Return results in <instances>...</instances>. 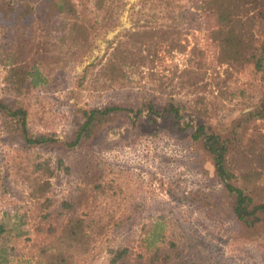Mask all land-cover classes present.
Listing matches in <instances>:
<instances>
[{"label": "rangeland", "instance_id": "374dc122", "mask_svg": "<svg viewBox=\"0 0 264 264\" xmlns=\"http://www.w3.org/2000/svg\"><path fill=\"white\" fill-rule=\"evenodd\" d=\"M71 1L78 18L65 20V24L60 17L51 15L53 8L43 0L30 5V25L15 28L0 19V99L9 105L26 106L30 130L52 133L58 140L66 139L76 129L80 109L106 106L137 108L151 103L159 108L174 101L181 105L179 122L184 127V131H179L171 121L160 118L154 122L146 112L140 119L130 114V121L105 125L90 144L42 153V160L48 161L49 167L57 165L61 154L64 167H70L75 180H93L86 186V193L91 185L101 183L109 190L116 185L120 199L115 202L116 214L132 203L141 204V213L124 229L104 230L80 264H108L109 250L115 247L129 248L134 255L143 253L145 235L158 217H164L166 224L156 231L194 259L202 258L204 263L212 264L215 256L221 260L219 264H264L258 243L242 233L225 200L220 199L218 186H211L209 192L212 216H201L187 226L190 223L174 221L187 209L182 202L157 191L154 195L145 193L139 179L126 171L119 172L123 165H139L132 168L135 173L141 167L161 174L165 180L179 175L176 177L191 184L199 179L194 176L196 171L188 172L184 165L196 160L193 166L205 171L208 182L214 184L208 158L201 153L191 157L186 152L190 146L197 150L190 139L194 128L205 125L225 135L232 120L259 102L263 87L251 66L236 69L217 61L219 50L211 39L213 8L209 0ZM22 3L23 0H0V12ZM229 3L225 1L223 7ZM259 8L264 10V6ZM73 23H78L80 30L69 35ZM251 32L254 39L260 40L264 35L259 27ZM15 67L37 68L46 82L24 97H14L7 92L6 77ZM133 121L136 129L131 125ZM257 124L264 133V122ZM139 137V141L146 137L147 155L141 146H132ZM152 137H156V142ZM3 139L0 131V155L6 153L8 160L0 169V209L20 205L32 182L40 187L44 181V195H49L47 168L42 166L33 172V157L14 159L15 153ZM109 161L113 168L107 165ZM60 171L56 168L57 175ZM139 174L145 184L149 177L143 170ZM73 181L61 178L53 183L60 194ZM259 184L264 187V178ZM168 189L172 190L169 186ZM187 228L198 239L195 243L185 239ZM25 249L21 246L18 252L24 254Z\"/></svg>", "mask_w": 264, "mask_h": 264}, {"label": "trees", "instance_id": "16d2710c", "mask_svg": "<svg viewBox=\"0 0 264 264\" xmlns=\"http://www.w3.org/2000/svg\"><path fill=\"white\" fill-rule=\"evenodd\" d=\"M43 1L51 5L53 8L51 15L60 17L63 24L66 23L65 20L74 21L78 18L71 0ZM225 1L230 3L223 7ZM34 2L35 0H23L16 8L9 6V11L6 10L8 16L3 10L2 14L0 12V19L15 28L30 25L33 21V8L30 5ZM208 3L213 8L210 14L212 20L210 27L213 28L211 39L217 43L219 50L217 61L236 69L251 66L259 75L263 87L259 102L232 120L225 135L205 125L194 128L190 139L196 144L197 150L195 152L190 146L191 149H188L191 152L189 150L186 152L189 155L201 153L208 158L213 166L214 184L208 182L205 171L193 166L196 160H189V163L184 165L188 172L196 171L194 176L199 179H194L191 184L184 178L181 181L176 177L179 175L174 174L165 180L161 174L146 172L141 167L137 168L139 172L135 173L132 168L139 165L133 167L123 165L125 167H119L121 170L119 172L126 171L139 179L141 189L145 190V193L154 195L157 191L161 195L169 194L172 200L182 202L185 209L187 208L186 213L184 211L181 217L174 221L190 223L187 226L199 220L201 216L202 219L212 216L209 192L211 186H218L220 199L225 200L234 221L247 238L258 243L264 258V187L259 184L264 178V133L258 130L257 124L264 122V35L260 40L254 39L251 32L256 27L264 32V10L259 8L264 6V0H209ZM79 30L78 23H73L68 34H76ZM45 82L46 79L37 68L15 67L6 77V88L14 97H24ZM181 110V105L175 104L174 101H169L159 108L148 103L137 108L106 106L80 109V122L76 129L66 139L58 140L52 133H33L30 130L26 106L9 105L0 99V131L5 137L4 143L7 142L11 147V153H15L13 158L21 161L26 157H33L29 159L33 172L40 171L43 166V169L47 168L48 180L50 178L48 181L50 183L47 184L49 195L46 197L45 182L43 181L44 185L40 187L32 182L27 193H23L24 201L20 205L0 209V264H80L85 253L92 248L104 230L124 229L134 217H138L137 214L141 213L139 209L141 204L135 202L126 206L128 209L125 208L116 214L113 212L115 202L120 201L116 185L110 190L101 183L91 185L86 193V186L93 180L85 182L82 178L75 180L70 167H64L61 154L57 156V165L54 168L49 167L46 164L48 161L42 160L43 152L52 148L72 150L90 144L108 123L118 120L130 121V114L135 119H140L143 112H146L154 122L158 118L164 119L165 122L171 121L173 127L184 131L179 122ZM131 125L136 129V121L131 122ZM152 138L156 142V137ZM139 140L140 137L133 143V148L141 146L142 152L147 155L149 145L146 144V137ZM5 161H8L6 153L5 155L1 153V170L4 169ZM108 163L110 164L107 165L113 168L112 162ZM56 168L61 170L58 175ZM142 170L149 177L145 184L139 174ZM51 178L54 179L53 182L61 178L67 182L69 178L74 181L59 194ZM168 186L172 190L168 189ZM146 198L143 197V206ZM87 202L91 205H87ZM197 214H200V217ZM185 216L189 217L182 219ZM153 221L151 229L145 232L147 243L143 253L134 255L129 248L115 247L109 250L107 263L208 264L201 261L202 258L197 260L188 256L178 248L176 242L168 241L165 234L156 231L165 227L164 217L155 218ZM41 232L43 235L39 237ZM185 239L189 243L198 240L188 228ZM21 246L26 248L24 254L18 252ZM212 258V264L221 262L215 256Z\"/></svg>", "mask_w": 264, "mask_h": 264}]
</instances>
